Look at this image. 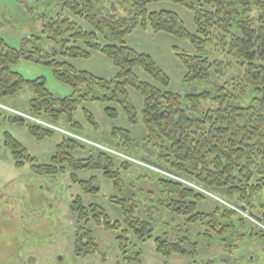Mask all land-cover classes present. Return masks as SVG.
Listing matches in <instances>:
<instances>
[{
    "label": "trees",
    "instance_id": "trees-1",
    "mask_svg": "<svg viewBox=\"0 0 264 264\" xmlns=\"http://www.w3.org/2000/svg\"><path fill=\"white\" fill-rule=\"evenodd\" d=\"M161 1L172 2L189 11L193 31L188 30L171 10L148 9L149 4ZM117 4L124 9L122 15H117L119 11L108 12L109 8L100 5L98 0H62L56 16L47 18L43 24L45 37L31 35L22 40L18 48L0 37V101L28 88L33 96L28 101L26 114L82 136V124L74 114L84 100L116 104L130 122H136V108L128 90L132 88L141 97L145 138L136 140L130 130L115 125L108 132L112 150L140 160L145 144L154 152L153 161L149 162L155 167L210 193L211 190L221 191L236 203L258 194L264 188V0H117ZM65 10L86 23L89 29L61 16ZM137 26L188 41L193 53L173 47L184 68L183 81L207 85L210 92L181 95L168 90L170 79L152 57L126 44V37ZM41 45H49L50 50L42 49ZM91 51L99 52L117 67L113 77L100 78L76 70L69 62L59 59L60 55L88 58ZM215 51L233 57L241 74L221 83L213 81L211 74L216 71L217 62L227 64L221 59L211 60ZM20 59L48 65L54 77L68 85L72 93L64 97L53 94L46 88L43 77L25 79L11 69ZM136 67L153 82L140 79L134 72ZM206 101L213 106L202 109L201 104ZM83 112L96 127L91 113L86 108ZM103 112L110 120L120 116V111L110 105L105 106ZM9 119L25 125L37 140L55 133L15 114ZM3 145L18 168L29 162L31 170L38 175L68 171L70 182L81 192L73 196L69 204L74 220L72 252L78 257L99 253L93 234L95 228L120 233L114 239L126 264L132 259L139 264V251H134L128 241L129 233L139 241L153 238L156 253L163 257L192 254L189 246L194 247L195 242L188 230L177 227L173 237L168 231H155L149 216V200H155L158 208L181 217L186 223L205 226L202 235L207 238L213 236V231L220 236L227 229L235 233V225L240 222L239 219L236 223L235 218L239 213L228 206L223 210L215 207L208 213L198 211L197 203L206 198L205 193L153 170L150 171L154 177H146L143 182L154 187L157 198L149 192L145 198L148 215L142 218L136 194L124 196L123 183V173L139 165L63 134L47 163H38L7 132ZM87 148V154H73ZM82 171H98L100 177L111 184L118 195L109 196V200L120 209L121 219L113 220L100 203H84L82 196L101 193L102 184L94 174L80 177ZM221 219L226 224L222 225ZM259 231V236L264 238V231ZM236 240L238 238L232 239Z\"/></svg>",
    "mask_w": 264,
    "mask_h": 264
},
{
    "label": "rangeland",
    "instance_id": "rangeland-1",
    "mask_svg": "<svg viewBox=\"0 0 264 264\" xmlns=\"http://www.w3.org/2000/svg\"><path fill=\"white\" fill-rule=\"evenodd\" d=\"M61 2L62 0H0V37L8 45L16 48L20 47L22 40L31 35L45 37L43 24L47 18L56 16L55 13L60 9ZM98 2L103 7L109 8L108 12L119 11L117 15H122L121 12L124 9L117 4V0H98ZM148 9L150 11L171 10L183 20L188 30L193 31L190 12L177 4L168 1L155 2L149 4ZM61 16L80 22L68 10H65ZM80 25L89 29V26L84 22H80ZM126 44L139 52L148 53L152 57L157 66L170 79L168 90L181 95L201 91L210 92L207 85L183 81L184 68L175 56L173 47L193 53V47L188 41L161 31L155 33L149 27L142 29L137 26L126 37ZM42 49L50 50V46H43ZM59 59L69 62L76 70L87 71L104 79H110L117 72V67L97 51H91L88 58L60 55ZM216 59H221L227 64L222 65L217 62L216 71L211 74L213 81L221 83L225 79L230 80L241 74L233 57L227 54L221 55L215 51L212 53L211 60ZM11 69L28 80L43 77L46 88L55 95L64 97L72 93L71 88L57 80L52 74L51 68L44 63L20 59L11 66ZM134 72L140 79L153 82L150 76L140 68H134ZM128 90L136 108L134 114L136 122H130L116 104L111 105L109 102L94 99L84 100L79 104L74 117L82 124L81 135L88 138L89 141L86 142L90 145H98L97 147L101 149V145L110 148L112 141L108 132L115 125L130 130L136 140H144L145 130L141 124V97L132 88ZM32 96V92L28 88H24L13 97L0 101V264H126L114 239L120 233L102 228H95L93 231L100 249L97 255L86 258L73 255L71 229L74 220L69 210V204L73 196L81 195L77 185L70 182L68 171L59 172L56 175H38L31 170L29 162H26L23 167H16L8 149L3 145L4 133L7 132L19 141L29 155L36 158L38 163L49 162L50 157L54 154L56 144L62 139L61 133L55 131L52 136L37 140L28 132L25 125L16 124L9 119L14 115L9 109L26 112L28 101ZM107 105L120 111L117 120H110L104 115L103 109ZM209 106H213V104L208 101L201 104L202 109ZM83 108L91 113L96 127L89 123ZM193 112L196 113V111ZM98 143L101 145L99 146ZM88 150L89 148L84 152L78 150L73 154L80 156L87 154ZM111 152L112 154L116 153L112 149ZM153 153L152 149L143 144L141 155L144 160L131 158L130 160L139 166H131L128 171L123 173L124 196L130 197L134 193L136 194L138 211L142 218L148 215L145 198L148 197L149 192L157 198L154 187L146 181L143 182L146 177H154L150 170L157 171L153 163L149 162L153 161ZM161 172L158 173L168 176ZM79 173L82 178L94 174L102 184L101 193L82 196L84 203H100L113 220L121 219L120 209L109 200V196L118 195L111 184L102 179L98 171ZM138 180L140 181L138 182ZM132 184H135L136 188H133ZM210 194L197 203L198 211L208 213L215 207L223 210L227 207L225 203L237 204L246 208L245 213H242L245 217H241L240 214L235 215L236 223L240 219L238 225H235L237 232L241 230L240 223L244 228L251 227V229H253L252 227L259 229L264 226V220L262 224H254L248 217L264 219V188L258 194L237 203L221 191L211 190ZM155 203V200L148 202L151 207L149 216L153 220L155 231H168V235L173 237L174 231L178 228L188 230L195 244L194 247L189 246V249L193 250L190 255L172 254L169 257H163L156 253L153 238L139 241L132 233H129L128 241L133 245L134 251H139V264H237V262L238 264H248L245 258L238 261V259L230 257L231 254L229 256L224 254L226 253L224 251L225 244L231 241L228 233L221 237L213 231L211 232L213 236L207 238L202 235L205 226L186 223L181 217L158 208ZM237 212L239 213V211ZM248 220L252 221V224H249ZM220 222L222 225L226 224L223 219ZM246 241L251 243H247L250 246L245 244ZM236 242L240 246L237 251L232 252V255L240 256L243 248L247 247L246 253L250 252L252 256H257L258 253L255 263L252 264H264V244L261 237L244 235ZM134 254L133 252L130 257L132 258ZM136 263L137 261L132 259L129 264Z\"/></svg>",
    "mask_w": 264,
    "mask_h": 264
},
{
    "label": "flooded vegetation",
    "instance_id": "flooded-vegetation-1",
    "mask_svg": "<svg viewBox=\"0 0 264 264\" xmlns=\"http://www.w3.org/2000/svg\"><path fill=\"white\" fill-rule=\"evenodd\" d=\"M230 229H227V231L226 232H224V234H222V236L221 237H223L225 234H227L228 233V235H229V238H230V240L231 241H229L228 243H226L225 244V248H224V251H226V253H224L226 256H229L230 254H231V256L230 257H233V259H235V260H237L238 259V261L241 259V258H245L246 259V261L248 262V264H252V263H255V260H256V258H257V256H258V253H257V256H252L251 254H250V252H248V253H246V251H245V249L247 248V247H244L243 248V252L241 253V255L240 256H234V255H232V252L233 251H237L238 249H239V243L238 242H236V241H238V240H236L235 242H232V239L233 238H240V237H243L244 236V231H242V230H239V232H237V230H236V228H235V233H233L232 232V234L230 233V231H229ZM252 232V231H251ZM253 233V232H252ZM222 243H224V242H222ZM249 243V242H248ZM247 246H250V245H248L247 243H245ZM264 244V243H263ZM253 248H255V249H257L256 247H253ZM237 264H238V262H237Z\"/></svg>",
    "mask_w": 264,
    "mask_h": 264
},
{
    "label": "built area",
    "instance_id": "built-area-1",
    "mask_svg": "<svg viewBox=\"0 0 264 264\" xmlns=\"http://www.w3.org/2000/svg\"><path fill=\"white\" fill-rule=\"evenodd\" d=\"M26 117H27L28 119H30L31 121L37 123V124H40V125H43V126L49 127V128H51V129H54V130L60 131V132L65 133V134H67V135H69V136L77 137L76 135H74V134L71 133V132H68V131L62 130V129H60V128L54 126V125H51V124H49V123H47V122H44V121H42V120H40V119H38V118L31 117V116H28V115H26ZM116 154L119 155V156H121V157H123V158L131 159V158L128 157V156H125V155H122V154H119V153H116ZM163 174H166V175H168V176H171L172 178H174V179H176V180H179V181H181V182H183V183H186V184H188V185H190V186H192V187H194V188L200 190L199 187H197V186H195V185H192L191 183H188V182H186V181H184V180H182V179H180V178H178V177H176V176H172V175H170L169 173H166V172H163Z\"/></svg>",
    "mask_w": 264,
    "mask_h": 264
},
{
    "label": "crops",
    "instance_id": "crops-1",
    "mask_svg": "<svg viewBox=\"0 0 264 264\" xmlns=\"http://www.w3.org/2000/svg\"><path fill=\"white\" fill-rule=\"evenodd\" d=\"M249 224H250V222H249ZM240 229L242 230V231H244V235H246V236H252V235H254V233H252L251 232V227H249V228H244L243 226H240ZM259 237V236H258ZM245 243H248L247 241L245 242ZM250 243V242H249ZM251 244V243H250Z\"/></svg>",
    "mask_w": 264,
    "mask_h": 264
},
{
    "label": "water",
    "instance_id": "water-1",
    "mask_svg": "<svg viewBox=\"0 0 264 264\" xmlns=\"http://www.w3.org/2000/svg\"><path fill=\"white\" fill-rule=\"evenodd\" d=\"M239 208H240L242 211H245V209H246L244 206H240Z\"/></svg>",
    "mask_w": 264,
    "mask_h": 264
}]
</instances>
